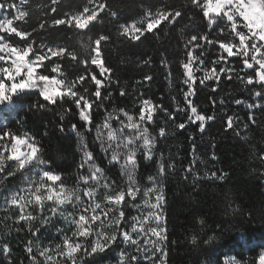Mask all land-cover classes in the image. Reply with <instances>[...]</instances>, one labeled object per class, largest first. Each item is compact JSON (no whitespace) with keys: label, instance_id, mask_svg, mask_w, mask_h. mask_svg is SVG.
<instances>
[{"label":"snow or ice","instance_id":"6c2138e0","mask_svg":"<svg viewBox=\"0 0 264 264\" xmlns=\"http://www.w3.org/2000/svg\"><path fill=\"white\" fill-rule=\"evenodd\" d=\"M138 8L137 19L121 22L112 0L67 5L64 0H41L35 7L30 0H0V210L9 213L4 218L9 234L14 230L28 237L20 249L28 264H95L97 256L113 248L121 249L117 264H169L170 245L176 243L170 240L166 214L169 178L178 176L192 189L187 193L191 202L200 195L201 184H226L229 176L215 168L219 158L214 139L208 142L212 150L202 154L211 166L197 155L200 147H207L197 145V134L202 139L209 122L219 120L222 130L251 144L247 133L257 125L254 110L264 111V0H138ZM197 10L201 30L184 26L181 36L193 34L183 40L178 67L170 65L166 49L159 54L169 84L173 71L180 72L176 88L182 99L170 95V104L163 95L159 102L154 99V70L144 71L152 68L149 57L138 61L140 79L131 83L132 107L120 106L117 101L129 99L130 80L122 81L117 76L120 66L108 63V45L114 39L135 45L149 34L159 39L162 26L175 30ZM97 28L94 36L86 35ZM45 32L64 35L56 40ZM68 33H75L78 43ZM234 81L249 94L219 95L221 83ZM209 86L211 112L193 99L198 87ZM230 105L247 109L245 118L230 112ZM37 116L41 124L33 131L28 119ZM48 116L52 119L45 121ZM49 127L77 137L79 159L72 161V185L66 184L65 172L54 166L42 143ZM189 127L195 131L186 137L191 147L185 164L179 153H166L164 143ZM249 151L262 166L252 172L264 179V146ZM236 200L242 197L224 191L225 214L231 209L244 226L221 221L211 228L205 216L193 217L191 235L186 236L198 253L192 264H213L200 258L207 252L202 246L227 242L226 233H234L231 242L242 247L251 244L248 224L259 219L264 228V202L245 214ZM206 229L214 234L207 235ZM259 247L253 264H264V244ZM0 256V264H14L7 237L0 239ZM225 261L246 264L237 255Z\"/></svg>","mask_w":264,"mask_h":264},{"label":"trees","instance_id":"16d2710c","mask_svg":"<svg viewBox=\"0 0 264 264\" xmlns=\"http://www.w3.org/2000/svg\"><path fill=\"white\" fill-rule=\"evenodd\" d=\"M18 2V0H17ZM35 7V3L41 2V0H30ZM74 0H64V4H71ZM79 2V0H75ZM114 6L119 7L121 14V22L125 18L137 19L139 17L138 0H112ZM180 2H186V0H180ZM68 11L67 8L64 9ZM38 17L39 13H34ZM35 22V21H34ZM190 24L193 27H197L203 24L201 15L197 11L189 12V16L176 25L175 30H172L169 26H162L164 31L160 33L159 39L148 35L147 40H142L135 45H122L119 39H114L113 43L108 45L109 60L111 65H119L120 71L117 72L122 81L130 80L128 91L129 99L120 100L117 103L120 106L132 107V88L131 83H134L136 79H140L139 68L141 65L138 63L141 59L153 58L152 68L145 67L144 71L149 72L154 70L155 79L151 85L152 93H155L154 99L159 102V97L163 95L165 97L164 103L170 104L168 99L170 95L177 96L178 99H182V96L176 88V84L182 78L179 71H173L172 83L165 79V73L161 71L159 67V54L164 52L165 55H169L170 65L175 69L178 67V61L183 59V40L187 39L188 35L193 33L189 32L187 35L181 36L180 33L184 29L185 25ZM108 29L115 33L112 25H108ZM100 29H93V33L86 35H95ZM197 30H201L197 27ZM206 30V29H205ZM166 33V34H165ZM45 36H51L52 39L61 40L64 33H42ZM69 40L72 43H78L75 33H68ZM215 52V50H213ZM174 53H179L175 55ZM171 54V55H170ZM125 69H128V74L124 75ZM68 71H71L69 68ZM71 78V77H70ZM238 82L234 81L231 84L220 85L219 95L228 96L229 94L235 95L237 91H244L241 86L239 89L236 87ZM197 96L194 97V101L200 107L212 110V105L209 101L211 93V86L207 88H197ZM249 93L244 91V95ZM117 95V93H114ZM218 98V97H217ZM253 99H255L253 97ZM27 102V101H26ZM59 111V109H57ZM175 106L173 105V109ZM229 111L239 112L242 119L245 118L244 114L247 111L243 106L230 105ZM257 118V125L252 126V130L247 133L250 137L251 144L244 143L240 138L236 137L233 132L224 131L221 128V122L217 120L215 123L209 122L210 127L204 133L201 139L200 135L196 136L197 145H206L207 147H200L197 155H200L206 163L211 166V161L208 157L202 154L205 151L210 152L212 149L208 144L210 139H214L216 143V154L219 158V162L216 163L215 168H223L229 172L227 183L217 182L216 184H201L198 191L200 195L195 200L189 202L187 193L191 192L190 187H186L185 182L178 176L169 178V183L166 184L168 205L166 207V214L168 219V230L170 232V240H175L174 245H170V257L169 264H192L198 253L192 251L189 240L186 239L191 235V229L193 228V217L203 215L207 219L208 225L211 228H215L217 223L221 221H227L229 224H237L244 226L246 223L241 217H233L231 209L228 210L226 215L224 212L223 193L224 191H230L234 195L238 194L242 197V200H236V204H240L245 210V214L248 211L258 209L261 203L264 202V179H261L259 175L252 172L253 168L260 169L262 166L255 160L254 154L249 151L250 148L254 149L256 145L264 146V111L254 110ZM218 115H222V111L217 109ZM21 116L24 113L20 114ZM178 118L177 122H180ZM45 121L52 119L51 116L45 117ZM78 120V116L76 117ZM163 119V117H161ZM75 122V121H73ZM100 122V118H97V123ZM41 124L39 117H29L27 127L33 131L37 130V126ZM115 126V125H114ZM258 126V127H257ZM41 132L44 129L39 128ZM48 136L42 139V143L46 146L47 153L54 159L55 165L59 166L61 171H64L67 180L66 184L72 185L74 183V165L72 161L79 159V144L75 133L71 132H59L55 127H49L47 129ZM192 127L186 130H180V134L175 139H169L164 143V151L167 153H179L180 157L184 158L186 164L190 159L191 147L186 137L188 133L194 132ZM87 136V134H85ZM203 167V165L201 166ZM213 168L212 170H215ZM115 172V169L113 170ZM189 178L188 183H190ZM15 183V181H14ZM235 207V204L233 205ZM9 213L0 210V239L7 237L8 242L13 248V261L14 264H20L21 260H24V264H28V261L24 259V253L20 251L24 241L28 237L24 233L17 234L14 230L11 234L8 233V228L5 225L4 218ZM8 225L11 221L7 222ZM262 222L257 219L253 223L248 224L246 230L249 231L251 236V244H244L242 247L231 242V236L234 233H226L225 241H216L209 245H203V248L207 249L205 255L201 256L202 260H211L213 264H226L225 257L237 255L238 258H242L246 264H253L254 258L261 250L259 245L264 242V228L261 227ZM55 233V229H52ZM207 235H213L212 231L206 229ZM219 235V232L215 233ZM207 235L204 237L207 238ZM43 239V237H42ZM121 249L113 248L106 251L95 258V264H117L119 252ZM242 254V255H239ZM91 259V258H90ZM3 257L0 256V261Z\"/></svg>","mask_w":264,"mask_h":264},{"label":"rangeland","instance_id":"374dc122","mask_svg":"<svg viewBox=\"0 0 264 264\" xmlns=\"http://www.w3.org/2000/svg\"><path fill=\"white\" fill-rule=\"evenodd\" d=\"M134 214V213H133ZM260 244H264V242H261Z\"/></svg>","mask_w":264,"mask_h":264}]
</instances>
